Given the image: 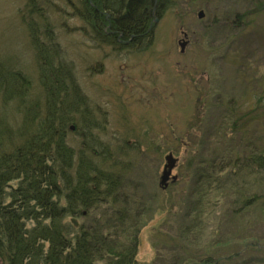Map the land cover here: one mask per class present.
<instances>
[{
  "label": "rangeland",
  "instance_id": "374dc122",
  "mask_svg": "<svg viewBox=\"0 0 264 264\" xmlns=\"http://www.w3.org/2000/svg\"><path fill=\"white\" fill-rule=\"evenodd\" d=\"M80 1L0 0L2 59L39 88L26 25L30 11L46 15L48 41L73 70L86 100L75 99L94 125L79 123L69 144L77 155L95 147L126 168L117 204L102 202L66 224L75 234L97 225L108 243L136 245L137 264H264V200L243 206L263 199L264 170L234 168L238 157L264 150V109L254 106L264 94V0H155L145 36L129 40L92 28ZM169 154L176 167L161 185ZM203 173L210 178L199 181Z\"/></svg>",
  "mask_w": 264,
  "mask_h": 264
},
{
  "label": "trees",
  "instance_id": "16d2710c",
  "mask_svg": "<svg viewBox=\"0 0 264 264\" xmlns=\"http://www.w3.org/2000/svg\"><path fill=\"white\" fill-rule=\"evenodd\" d=\"M114 1L81 0L83 19L108 38L119 34L124 40L133 35L143 38L155 0H117L113 5ZM162 1L158 0L160 7ZM105 11L109 15L103 14ZM36 14L30 11L34 19L26 27L37 57L39 88L0 53V264H98L99 260L137 264L136 245L119 246L114 240L108 243L98 234L97 225L75 234L66 224L67 218L85 215L102 202L117 204L125 167L107 154H97L95 147L91 155H77L69 144V133H79V123L87 125L89 109L80 110L85 95L76 91L73 70L59 58L57 45L48 41L51 33L45 28L50 26L49 18ZM36 17L42 25H37ZM260 85L264 91V81ZM77 94L84 102L76 101ZM255 102L256 110L264 109V94ZM93 126L89 123L84 129L91 131ZM90 141L92 146L97 144L94 138ZM245 160L238 157L234 168L264 170V150ZM223 165H217L215 175L221 176ZM202 178L210 176L203 173L198 180ZM245 199L243 206L248 207L264 197ZM213 261L208 257L204 264Z\"/></svg>",
  "mask_w": 264,
  "mask_h": 264
},
{
  "label": "water",
  "instance_id": "95a60500",
  "mask_svg": "<svg viewBox=\"0 0 264 264\" xmlns=\"http://www.w3.org/2000/svg\"><path fill=\"white\" fill-rule=\"evenodd\" d=\"M204 13L203 11H200L199 13V18H203ZM187 42H179L180 47L182 48V50H184L185 46H186ZM176 163H177V159L174 158V156L172 154H169L166 157V164L164 166V170H163V174L161 176V185H167L169 179L172 176V172L174 170V168L176 167Z\"/></svg>",
  "mask_w": 264,
  "mask_h": 264
},
{
  "label": "flooded vegetation",
  "instance_id": "af4514ba",
  "mask_svg": "<svg viewBox=\"0 0 264 264\" xmlns=\"http://www.w3.org/2000/svg\"><path fill=\"white\" fill-rule=\"evenodd\" d=\"M109 28H111V26H109ZM113 33H115L114 31H111V33H109V34H113ZM121 36V35H120ZM118 40H119V37H118Z\"/></svg>",
  "mask_w": 264,
  "mask_h": 264
}]
</instances>
